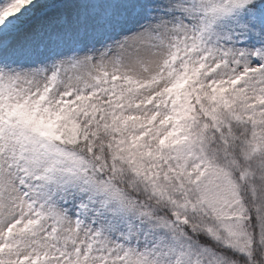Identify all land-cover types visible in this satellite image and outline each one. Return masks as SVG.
I'll list each match as a JSON object with an SVG mask.
<instances>
[{"label":"snow or ice","instance_id":"snow-or-ice-1","mask_svg":"<svg viewBox=\"0 0 264 264\" xmlns=\"http://www.w3.org/2000/svg\"><path fill=\"white\" fill-rule=\"evenodd\" d=\"M0 264H264V0H0Z\"/></svg>","mask_w":264,"mask_h":264}]
</instances>
